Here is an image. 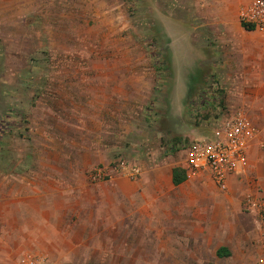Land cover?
Returning <instances> with one entry per match:
<instances>
[{
  "label": "rangeland",
  "instance_id": "obj_1",
  "mask_svg": "<svg viewBox=\"0 0 264 264\" xmlns=\"http://www.w3.org/2000/svg\"><path fill=\"white\" fill-rule=\"evenodd\" d=\"M215 1L0 0V175L18 174L30 190L53 179L96 185L107 180H92L96 168L172 157V147L210 136L227 115H251L255 100L238 101V86L218 82L224 56L214 52V31L243 28L239 11L250 0ZM185 29L206 50L193 76L191 64L177 65L193 56L167 53L182 44ZM197 73L198 85L185 84ZM199 90L206 92L200 105ZM261 149L264 155V142ZM160 231L174 240H36L37 251L21 261L201 264L192 259L195 243L206 241L197 230ZM263 231L250 241L251 264Z\"/></svg>",
  "mask_w": 264,
  "mask_h": 264
},
{
  "label": "crops",
  "instance_id": "obj_2",
  "mask_svg": "<svg viewBox=\"0 0 264 264\" xmlns=\"http://www.w3.org/2000/svg\"><path fill=\"white\" fill-rule=\"evenodd\" d=\"M194 31L185 29L182 44L167 50L171 57L193 56L189 61L177 58V65L179 60L192 65L186 69L192 76L198 68L196 62L206 54L192 43ZM214 33L218 42L214 52L224 56L223 63L215 67L218 82L238 86V101L255 100L256 106L249 108L251 115L248 111L245 114L260 132L259 117L264 118V32L238 28ZM226 50L229 52L223 53ZM195 53L203 54L197 58ZM198 74L183 83L198 85ZM191 91L193 88L186 96ZM205 94L198 91L199 105L206 101ZM215 129L203 138L213 137ZM263 142L258 134L249 148L246 171L230 175L224 190L217 187L207 170L193 169L185 148L171 150L172 157L151 158L140 164L143 171L137 179L111 172L106 182L96 185L85 181L79 186L72 180L60 184L53 179L41 189L30 190L25 189L18 174L0 175V264H22L24 253L37 251L36 240H174L160 231L169 228L197 230L199 240H206L193 247L192 259L201 264H251L250 241L260 235L262 223L255 214L244 212L241 205L247 193H264ZM176 168L185 176L179 185L173 183ZM25 240L33 246L25 248ZM203 248L209 249V257L198 255ZM223 248L229 257H218ZM254 248L257 264L264 249L261 245Z\"/></svg>",
  "mask_w": 264,
  "mask_h": 264
},
{
  "label": "built area",
  "instance_id": "obj_3",
  "mask_svg": "<svg viewBox=\"0 0 264 264\" xmlns=\"http://www.w3.org/2000/svg\"><path fill=\"white\" fill-rule=\"evenodd\" d=\"M239 22L246 29L264 32V0H250L239 11ZM258 131L243 112H237L221 120L211 138L195 140L185 146L193 169H204L221 189H226L230 175L245 172L248 166L250 145ZM139 163L118 161L110 166L96 168L91 178L95 182L111 177V172L137 179L142 173ZM248 212L261 219L264 228V193L248 194L244 200ZM264 232V231H263ZM264 249V240H262ZM257 264H264V256Z\"/></svg>",
  "mask_w": 264,
  "mask_h": 264
},
{
  "label": "trees",
  "instance_id": "obj_4",
  "mask_svg": "<svg viewBox=\"0 0 264 264\" xmlns=\"http://www.w3.org/2000/svg\"><path fill=\"white\" fill-rule=\"evenodd\" d=\"M247 30H251V29H248V28H246ZM169 64V63H168ZM168 67V66H167ZM166 68H162V69H160V70H158V73L160 72H163L164 70H165ZM159 75V74H158ZM180 140H178V142H179ZM177 142V143H178ZM172 149V151H175L176 149H175V147H172L171 148ZM185 180V176H184V172L182 171V170H179V169H173V183H174V185H179V184H181L183 181ZM217 255H218V257H229L230 256V254H229V252H227V250H225L224 248L223 249H221V250H219L218 251V253H217Z\"/></svg>",
  "mask_w": 264,
  "mask_h": 264
}]
</instances>
